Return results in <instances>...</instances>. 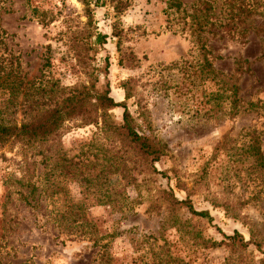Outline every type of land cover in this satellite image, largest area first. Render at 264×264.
<instances>
[{
	"label": "rangeland",
	"instance_id": "obj_1",
	"mask_svg": "<svg viewBox=\"0 0 264 264\" xmlns=\"http://www.w3.org/2000/svg\"><path fill=\"white\" fill-rule=\"evenodd\" d=\"M179 1L0 0L5 45L36 88L17 95L16 123L71 89L107 87L133 128L165 146L151 170L113 127L121 106L89 124L65 121L45 141L2 145L4 263L14 254L27 264H264L254 154L264 156V0ZM204 18L213 25L196 37L189 24ZM233 231L252 243L207 246Z\"/></svg>",
	"mask_w": 264,
	"mask_h": 264
},
{
	"label": "trees",
	"instance_id": "obj_2",
	"mask_svg": "<svg viewBox=\"0 0 264 264\" xmlns=\"http://www.w3.org/2000/svg\"><path fill=\"white\" fill-rule=\"evenodd\" d=\"M165 2L167 7L174 6L175 8H179L181 5V2L179 0H165ZM204 5L206 7L205 2ZM192 24H194V28L192 27ZM192 24H189L190 32L195 33V31H197L195 33L196 37H198V31H202L205 25H213L211 21L209 22L205 20V18L195 19ZM3 34L4 32L0 27V147L5 143L11 142H20L26 145H30L34 142L45 141L52 134H55L65 121H78L77 124L80 125L89 124L91 122H95V119L98 116L104 118L105 109L114 106H121L123 108L122 122L116 127L113 126L114 129L116 128L118 133L125 139V141L132 145L133 148L138 151V153L142 156L150 169L154 170L152 164L157 161L163 154L165 149L164 144L152 135L138 133L133 128V125L131 123V116L126 109L124 102L114 101L108 95L107 87L98 91H91L87 87L71 89L61 99L58 105L52 106L51 108L45 110L35 117L21 120L19 123H16L13 117V108L17 104V95L22 94L30 96L31 94H33L32 87L34 86H32L29 82L26 83L27 81L24 82L22 80L23 76L20 75L18 69V55L14 54L9 48L6 47ZM103 36L104 35L96 34V38L99 37L100 39H102L104 38ZM234 61L239 64L241 63V61H246V59H235ZM211 70L213 71V69ZM50 84L54 85V83ZM34 89L36 88L34 87L33 90ZM232 89V101L235 102L236 96L234 95L235 88L233 87V85ZM39 91H41L40 88ZM127 96L128 94L125 93V97ZM97 110H101L100 115L97 114ZM254 154H258L257 158H260L259 165L264 166V156H262V153L259 152L257 147ZM172 199L175 204L184 207L191 215L202 218L207 217L209 219V216L205 210H195L188 199L177 200L174 199L173 196ZM56 226L58 232H64L67 226V222L65 223L58 220ZM66 231L68 232L67 229ZM221 236L222 239L219 241L209 240L207 246L216 247L220 244H225L238 249H245L247 245L252 243V241H250L249 239L245 240L238 231H233L231 234L221 233ZM1 237L2 236H0V238ZM93 242H96V240L94 239ZM5 247V244L0 242V264L28 263V258L17 259L14 254L11 255L10 260H7L4 263L2 261V259L4 258V256H2V253L7 254V251L3 250ZM261 260L264 263V259Z\"/></svg>",
	"mask_w": 264,
	"mask_h": 264
},
{
	"label": "built area",
	"instance_id": "obj_3",
	"mask_svg": "<svg viewBox=\"0 0 264 264\" xmlns=\"http://www.w3.org/2000/svg\"><path fill=\"white\" fill-rule=\"evenodd\" d=\"M52 1L60 5V3L62 2H70L71 0H52Z\"/></svg>",
	"mask_w": 264,
	"mask_h": 264
}]
</instances>
